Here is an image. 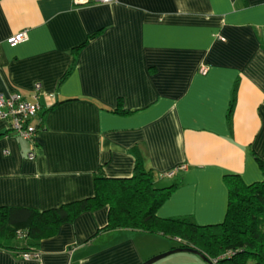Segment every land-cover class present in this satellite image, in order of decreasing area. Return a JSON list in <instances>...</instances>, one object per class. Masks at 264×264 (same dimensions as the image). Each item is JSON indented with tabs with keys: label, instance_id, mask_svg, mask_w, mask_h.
Returning <instances> with one entry per match:
<instances>
[{
	"label": "crops",
	"instance_id": "1",
	"mask_svg": "<svg viewBox=\"0 0 264 264\" xmlns=\"http://www.w3.org/2000/svg\"><path fill=\"white\" fill-rule=\"evenodd\" d=\"M24 30L27 42H7ZM0 94L40 106L34 160L32 143L0 120V208L46 211L92 197L100 169L133 175L137 149L157 187L176 185L160 218L221 224L225 176L263 180L264 0H0ZM108 214L63 224L37 259L0 250V264H143L179 248L131 229L98 233ZM144 235L164 242L143 248Z\"/></svg>",
	"mask_w": 264,
	"mask_h": 264
},
{
	"label": "trees",
	"instance_id": "2",
	"mask_svg": "<svg viewBox=\"0 0 264 264\" xmlns=\"http://www.w3.org/2000/svg\"><path fill=\"white\" fill-rule=\"evenodd\" d=\"M72 71L73 66L61 84ZM133 153L136 158L133 175L108 178L100 169L94 178L92 197L46 211L0 208V250L38 252L40 242L56 236L63 224L73 223L83 213L108 207V223L98 233L131 229L178 241L179 248L197 250L216 264H264V159H258L261 182L248 185L240 176H225L228 189L225 219L218 225L203 226L185 218L158 216L176 185L157 187L154 172L147 168L137 149ZM18 238L28 244L13 246Z\"/></svg>",
	"mask_w": 264,
	"mask_h": 264
},
{
	"label": "built area",
	"instance_id": "3",
	"mask_svg": "<svg viewBox=\"0 0 264 264\" xmlns=\"http://www.w3.org/2000/svg\"><path fill=\"white\" fill-rule=\"evenodd\" d=\"M115 0H72L74 6L81 7L88 4L100 3L109 4ZM29 40L28 31L24 30L13 35L8 39L10 45H19ZM42 90L40 83L35 84V91L38 94ZM36 98V97H35ZM53 98V97H51ZM40 106L38 103H31L19 94L4 96L0 94V120L5 121L9 126V132L12 135L22 138L32 143V150L28 156L30 160L35 159L34 150L37 148L36 136L38 128L31 122L37 116ZM7 134V136L11 135ZM8 153V152H6ZM186 170V166H179L174 170L167 172L161 178H173L178 172ZM24 259L33 260L39 257L38 252L24 254Z\"/></svg>",
	"mask_w": 264,
	"mask_h": 264
},
{
	"label": "rangeland",
	"instance_id": "4",
	"mask_svg": "<svg viewBox=\"0 0 264 264\" xmlns=\"http://www.w3.org/2000/svg\"><path fill=\"white\" fill-rule=\"evenodd\" d=\"M156 186H157V184H156ZM123 234H127V236H130L131 240L133 241V246L134 247H136L137 244L140 245L137 242V237H136L137 235H134V233H123ZM153 238L154 237H150L149 235H144V240L142 241L141 246L143 248H146L147 247V249L148 248H154L153 247L154 246V244H153L154 242L157 241L156 242L157 245H160L161 242H164L163 240L153 239ZM126 239H128V237H120V238H117V240H115L116 241L115 243H120V242H122V241H124ZM167 242L173 243V242H171L169 240ZM168 252H170V251H168ZM168 252H165L163 254H166ZM163 254H160V255H163ZM160 255H156L154 257L160 256ZM154 257H152V258H154ZM152 258H150V259H152ZM150 259H148V260H150ZM191 259H192V261H191ZM213 263L216 264L215 262H213ZM155 264H208V263L205 262L204 260H202L198 256L195 257V255H189L188 253H179V254H175V255L174 254L173 255H170V256H168V257H166V258H164V259L156 262Z\"/></svg>",
	"mask_w": 264,
	"mask_h": 264
},
{
	"label": "water",
	"instance_id": "5",
	"mask_svg": "<svg viewBox=\"0 0 264 264\" xmlns=\"http://www.w3.org/2000/svg\"><path fill=\"white\" fill-rule=\"evenodd\" d=\"M178 253H188V254H193L195 256H198L200 257L202 260H204L205 262H207L208 264H214L213 262H211L205 255H203L202 253H200L199 251L197 250H194V249H182V248H177V249H174V250H171L170 252L166 253V254H163V255H160V256H157V257H154L148 261H146L145 263L143 264H155L156 262L170 256V255H173V254H178Z\"/></svg>",
	"mask_w": 264,
	"mask_h": 264
}]
</instances>
